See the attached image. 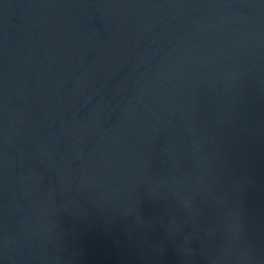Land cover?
<instances>
[{"label": "water", "instance_id": "water-1", "mask_svg": "<svg viewBox=\"0 0 264 264\" xmlns=\"http://www.w3.org/2000/svg\"><path fill=\"white\" fill-rule=\"evenodd\" d=\"M0 165L264 264V0H0Z\"/></svg>", "mask_w": 264, "mask_h": 264}]
</instances>
